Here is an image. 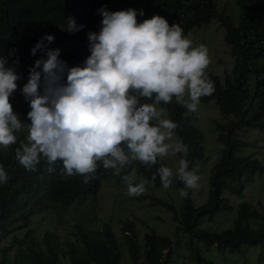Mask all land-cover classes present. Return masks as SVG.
Instances as JSON below:
<instances>
[{"label": "clouds", "instance_id": "1", "mask_svg": "<svg viewBox=\"0 0 264 264\" xmlns=\"http://www.w3.org/2000/svg\"><path fill=\"white\" fill-rule=\"evenodd\" d=\"M71 1L27 0L24 8H6L0 0V147L21 142L15 158L25 169L35 171L43 159L50 173L59 164L60 177L80 175L84 184L101 166L121 176L135 162L153 166L179 154L175 168L160 163L152 180L158 175L164 189L181 182L179 196L186 198L201 177L189 169L190 146L176 114L201 131L204 145L196 113L201 102L213 100L201 98L214 95L209 75H217L206 72L208 48L185 36L192 27L183 31L159 15L141 22L129 7L133 0L119 1V11L93 6L91 24L74 14L57 27L29 17L28 10L63 9ZM219 119L212 118L216 140ZM8 179L0 165V184ZM122 182L130 197L144 194L149 183H134L131 175Z\"/></svg>", "mask_w": 264, "mask_h": 264}, {"label": "trees", "instance_id": "2", "mask_svg": "<svg viewBox=\"0 0 264 264\" xmlns=\"http://www.w3.org/2000/svg\"><path fill=\"white\" fill-rule=\"evenodd\" d=\"M26 1L2 0L6 8H24ZM119 1L128 0H111V4L107 0H73L63 9L48 4L28 10V14L31 20L54 27L66 26L70 14L91 24L94 14L89 10L93 6H110L119 11ZM237 2L240 6L237 23L224 9H218L216 0H133L129 5L137 10L141 22L159 15L169 24L178 23L185 31L217 19L225 28L232 68L223 81L218 75L212 78L209 75L214 82V95L201 98L215 100L221 115L215 121L219 158L209 169L206 200L196 205L188 190V196L177 208L166 198L151 196L149 204L172 210L173 236L154 229L141 234L133 220L123 219L121 233L128 260L123 259L124 250L109 222L96 228L75 223L74 239L49 230L38 238L31 225L34 213L51 206L59 214L75 203L84 202L96 195L102 179L112 175L113 170L99 167L87 184L80 175L60 177L59 164L57 171L50 173L43 159L35 171H29L15 158V149L21 143L17 141L6 149L0 147V165L9 177L7 183L0 184V264H222V257L229 258V254L235 257L241 254L246 264H264V208L257 211L249 200L242 198L237 201L234 214V206L224 194L236 192L241 196L247 181L264 172V153L261 158L254 153H242L248 142L240 137V132L249 128L258 129L264 137V62L259 63L264 56V0ZM140 10L143 16L139 15ZM166 107L171 109V103ZM176 117L190 146L191 155L185 158L192 170L194 162L203 156V135L189 118L180 113ZM160 163L165 164L159 161L145 166L135 162L126 168H134L137 177L147 179L148 185L155 188L161 182L158 175L153 181L152 175ZM173 185L183 187L179 181ZM218 213L231 217L232 226L213 230L202 225L205 219H213Z\"/></svg>", "mask_w": 264, "mask_h": 264}, {"label": "rangeland", "instance_id": "3", "mask_svg": "<svg viewBox=\"0 0 264 264\" xmlns=\"http://www.w3.org/2000/svg\"><path fill=\"white\" fill-rule=\"evenodd\" d=\"M219 10L224 9L234 23L239 22L240 6L237 0H216ZM225 28L217 19L200 26L192 27L185 36L192 39L194 46L204 44L209 50L211 63L206 72H213L219 75L223 80L225 72L229 71L233 65V57L231 55L230 46L224 39ZM158 107H160L158 105ZM197 124L204 132V149L205 161L197 160L193 164V169L200 175L201 180L195 189H191V197L197 205L204 202L208 195L209 169L218 159L216 131L212 118L219 117L220 110L214 100L209 102H201L199 105ZM177 133V132H176ZM248 145L242 148L244 154L254 153L259 158L264 153V137L257 129H248L241 133ZM177 137L179 138L178 134ZM255 151V152H254ZM179 160V154L176 157H167L164 162L167 166L175 168ZM135 170H127L121 172V176L114 174L106 176L95 196L89 197L84 202H78L70 206L67 210L60 211L56 214V210L48 206L43 211H38L32 215L31 225L35 227V235L40 238L45 231H55L60 235H66L74 239L72 230L75 223H82L84 226L96 228L103 222H109L118 235V242L121 243L123 251V259L128 260L125 251L126 245L123 243V234L121 233V221L128 218L133 220L137 229L141 234L155 230L160 233H167L173 236L175 225L172 221L173 212L167 207L158 204L151 205V196H160L173 202L177 208H180L183 198L179 196L180 187L172 185L168 189H164L162 185L152 187L146 185V192L138 197H130L126 195V185L122 182V176L131 175L134 183H139L141 178L137 177L133 172ZM229 197L236 213L237 201L242 198L249 200L251 207L257 211L264 208V172L260 176L259 173L247 181L243 188V194L240 196L234 192H224ZM250 206V205H249ZM232 218L226 217L223 213H218L213 219H205L202 225L213 230H221L225 227L232 226ZM185 238H182L184 240ZM14 251V249H13ZM250 252V249H249ZM264 254V252H263ZM222 264H246L245 257L241 254L235 257L229 254V258L222 257ZM233 261L232 263H230ZM184 264V262H182Z\"/></svg>", "mask_w": 264, "mask_h": 264}]
</instances>
